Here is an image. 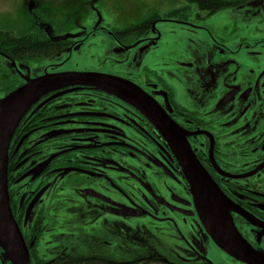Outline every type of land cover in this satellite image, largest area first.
<instances>
[{"label": "flooded vegetation", "instance_id": "obj_1", "mask_svg": "<svg viewBox=\"0 0 264 264\" xmlns=\"http://www.w3.org/2000/svg\"><path fill=\"white\" fill-rule=\"evenodd\" d=\"M208 1L216 12L184 0L119 26L100 0L59 14L26 5L25 30L0 35V100L62 73L121 79L140 96L73 85L17 124L6 187L29 264H243L199 221L190 155L244 242L264 253V0ZM22 263L0 242V264Z\"/></svg>", "mask_w": 264, "mask_h": 264}, {"label": "water", "instance_id": "obj_2", "mask_svg": "<svg viewBox=\"0 0 264 264\" xmlns=\"http://www.w3.org/2000/svg\"><path fill=\"white\" fill-rule=\"evenodd\" d=\"M85 84L105 89L109 93L117 90V95L120 97L122 95L129 97L133 94L140 99L136 91L129 88L132 85L121 79L113 77L102 79L97 75L85 73H62L45 75L28 81L24 86L0 100V242L6 249L18 256L20 255V258L24 260L22 264H29L28 254L11 215L6 187V159L9 141L25 113L43 96L65 87ZM132 88L135 89V87ZM145 105L151 109L150 105ZM155 116L158 117L156 114ZM166 125L164 128H167ZM190 156V160L186 156L187 167L185 169L192 177L189 182L192 188L193 201L199 221L204 229L212 237L215 245L235 261L243 264H264V253L254 252L244 242L233 226L229 216V205L214 183L197 165L192 155Z\"/></svg>", "mask_w": 264, "mask_h": 264}, {"label": "rangeland", "instance_id": "obj_3", "mask_svg": "<svg viewBox=\"0 0 264 264\" xmlns=\"http://www.w3.org/2000/svg\"><path fill=\"white\" fill-rule=\"evenodd\" d=\"M91 1L92 0H0V31L2 33L11 34L10 36H12L13 38L20 34V32H23L27 26L25 25L26 22L24 19L26 18V5L32 7L33 5L38 6L39 4L46 9L48 8L49 10H53L55 13L59 14L60 11L64 8L67 9V7L76 5L78 2H81V5H84L91 3ZM231 1L234 2L238 0ZM184 3V0H100V5L98 6V8L102 11V16L106 18L108 23H118L116 24V26H119V24L127 25L137 22L138 19L136 18H142L149 8L157 9V7L159 6L168 7L170 5H174L173 7H178L184 6ZM192 9L194 12L196 11L198 13L197 7L192 6ZM224 12L225 11L218 13V16L214 18L218 19L226 17V15L228 14ZM198 15L200 16L203 14L200 13ZM178 16L180 17L178 18ZM178 16L176 17V19H182L181 17H183L181 15ZM226 21L229 22L230 20L227 19L221 22ZM212 25H217V23L212 22ZM235 33H237L238 36H243L242 30ZM90 54H93L95 56L99 55V53L97 52H91L87 50L86 56H90ZM97 60L101 59L97 58ZM117 253V255H119L120 251H118ZM92 254L100 256L106 255L101 250H96L94 251V253L92 251Z\"/></svg>", "mask_w": 264, "mask_h": 264}, {"label": "trees", "instance_id": "obj_4", "mask_svg": "<svg viewBox=\"0 0 264 264\" xmlns=\"http://www.w3.org/2000/svg\"><path fill=\"white\" fill-rule=\"evenodd\" d=\"M194 1L200 7L201 10H209L211 12L217 11V5L214 3L209 2L208 0H189ZM3 34L0 31V35ZM49 264H109L102 261H78L74 259H63L57 262L49 263ZM118 264H146V263H118Z\"/></svg>", "mask_w": 264, "mask_h": 264}]
</instances>
